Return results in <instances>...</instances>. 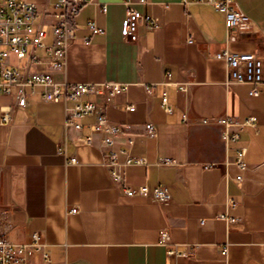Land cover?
I'll list each match as a JSON object with an SVG mask.
<instances>
[{
  "label": "crops",
  "instance_id": "obj_1",
  "mask_svg": "<svg viewBox=\"0 0 264 264\" xmlns=\"http://www.w3.org/2000/svg\"><path fill=\"white\" fill-rule=\"evenodd\" d=\"M29 1L52 11L55 0ZM99 2L106 11L102 4H89L75 17L67 67L55 71L54 79L129 84L112 103L94 94L82 100L96 102L110 121L122 125L124 138L135 140L132 155L148 159L149 165L123 167L126 181L152 188L165 184L172 200L163 204L124 195L104 164L99 137L92 145L79 144L89 130L65 125L72 101H43L38 89L19 106L12 95L0 94V209L9 238L29 243L33 233L40 234L50 261L36 253L30 264H264V86L252 96V86L228 83L226 62L213 56L226 45L224 14L209 3L149 0L136 7L159 25L143 21L137 41H125L124 0ZM237 2L251 18L252 31L227 47L264 55V0ZM92 21L104 33H93ZM35 52L47 59L44 49ZM145 85H152L151 93ZM165 91L172 113L162 104ZM131 105L134 111L127 109ZM3 109L11 111L9 124L2 123ZM225 116L257 120L238 140L225 141L217 123ZM81 121L93 123L95 117ZM148 122L155 125L154 134L146 129ZM239 147L246 148L244 168L234 162ZM160 159L174 164L157 165ZM162 230L187 254L169 255Z\"/></svg>",
  "mask_w": 264,
  "mask_h": 264
},
{
  "label": "built area",
  "instance_id": "obj_2",
  "mask_svg": "<svg viewBox=\"0 0 264 264\" xmlns=\"http://www.w3.org/2000/svg\"><path fill=\"white\" fill-rule=\"evenodd\" d=\"M149 0H124L126 17L123 21L122 37L125 41H137L138 27L146 21L153 26L159 25L155 17L144 15L136 5L145 4ZM187 5L191 3H209L224 14L227 29L226 45L213 53V56L222 59L227 64L228 83L250 85L249 93L252 96L260 94V87L264 86V55L259 53H246L232 51L227 43L242 39L252 31V20L237 0H183ZM100 6L99 0H55L53 10L39 6L29 0H0V94L12 95L16 104L26 106L28 98L36 95L40 89V97L47 102H68L72 105L67 108L65 125L78 131L88 129L87 135L77 139L79 144L92 145L98 136L104 157V164L108 167L113 181L120 191L127 197L141 196L150 201L169 203L172 195L165 184H158L152 188L147 183L133 186L125 179L123 167L129 165H149L146 157L132 155V147L135 140L132 136L125 137L122 125L110 121L101 107L90 99L82 100L85 95L94 94L104 97L109 104L114 98L126 92L129 84L117 82L93 83H69L57 82L54 79L55 71H63L67 67V54L69 46L75 36L74 19L86 5ZM102 11L107 10L105 4L101 5ZM93 33H104L105 29L99 27L95 21L88 24ZM52 40L49 41V34ZM189 42H194L193 34L188 37ZM37 48L44 49L46 60L35 52ZM13 58L17 63H13ZM25 62L23 69L19 63ZM33 65H45L47 70H33ZM170 76V73L167 72ZM184 89V87H182ZM148 93L152 91V85H145ZM162 104L167 113L173 112V105L168 99L167 92L163 93ZM134 111L135 106L127 107ZM94 116L93 123L85 124L81 120L85 117ZM185 121L188 115L184 114ZM256 117L250 116L246 121L225 116L217 119V123L224 127L222 138L225 141L238 140L241 132L249 126L256 124ZM11 122V111L3 109L2 123ZM148 133L154 134L156 127L152 122L146 124ZM235 129V130H234ZM122 143L119 149L114 145ZM126 155V160L120 162L119 155ZM246 148L239 147L235 157V163L244 168ZM73 163L76 158L71 159ZM157 165H171V159H160ZM237 180L242 176L238 175ZM228 204L235 208L237 203L230 200ZM70 212H76L72 209ZM236 221V218H231ZM9 224L5 218V212L0 209V264H30L34 254L40 253L45 262L50 261L47 245L42 241L38 232L33 233L29 243H15L9 236ZM161 243L169 246V255H186V251L180 250L171 243L168 230L161 231ZM227 253V247L221 251Z\"/></svg>",
  "mask_w": 264,
  "mask_h": 264
},
{
  "label": "rangeland",
  "instance_id": "obj_3",
  "mask_svg": "<svg viewBox=\"0 0 264 264\" xmlns=\"http://www.w3.org/2000/svg\"><path fill=\"white\" fill-rule=\"evenodd\" d=\"M39 52H41V51H39Z\"/></svg>",
  "mask_w": 264,
  "mask_h": 264
}]
</instances>
